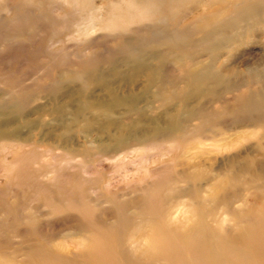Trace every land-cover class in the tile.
I'll return each mask as SVG.
<instances>
[{
  "label": "bare ground",
  "instance_id": "1",
  "mask_svg": "<svg viewBox=\"0 0 264 264\" xmlns=\"http://www.w3.org/2000/svg\"><path fill=\"white\" fill-rule=\"evenodd\" d=\"M206 1L124 0L120 12L111 13L105 23L106 27L121 30L130 24H140L132 30L136 34L120 37L122 56L137 71L144 65L143 57L154 52L153 57L158 59L156 69L149 71L147 76L156 85L161 107L173 100L175 105L184 108L191 93L206 97L197 107L188 109L191 111L186 121L175 114L152 136L155 140L151 144L170 140L179 154H173L169 161L154 169L148 181L129 183L134 195L120 199L102 193L111 202L108 213L111 218L104 222L99 217L103 213L99 207L102 196L91 197V192L82 187L81 179L68 180L70 187L67 189L52 187L54 184L48 181L30 179L23 182L19 179L21 166H15V170L18 168L16 176L13 171L15 196L4 205L5 212H2L15 213V209L25 203L21 200L25 189L31 188L32 196L40 191L48 213L62 209L73 211L70 223L75 224L62 239L69 241L72 236L78 239L72 238L76 251L64 254L65 249L60 253L57 251L59 244L36 236L34 227L38 216L33 212L15 213L12 220L9 219L12 223L8 228L13 230L17 224L27 226L26 234L20 236L27 240L29 237L30 241L26 240L25 248L14 249L15 245L7 237L11 232L7 228L5 233H9L6 236L3 233L5 239L3 244L0 242V264H264V163L256 156H242L232 151L217 159L225 162L218 164V170L211 173L212 159H208L206 165L205 161L197 159L200 154L192 152L189 155L200 139L220 135L222 123L230 118L232 125L242 121L260 130L256 143L246 149L264 157L261 153L264 149V64L244 72H233L235 81L228 73L221 72L223 63L213 64L220 51L225 50L227 60L234 54L230 48L238 45L257 43L264 50L263 40L257 38L251 42V37L264 33V0H213L209 6L214 5V10L197 12L194 17L197 5ZM179 19H182L180 26ZM197 34L200 36L194 38ZM202 54L206 56L204 61L197 59ZM168 64L174 67V76L165 72L164 66ZM93 72V68L81 67L71 76L81 78L84 73L82 83L85 84ZM18 97L10 96L7 100L9 109L3 113L6 123L22 111L24 103H18L25 102L28 95L23 100ZM111 102L133 110L132 101L123 103L113 98ZM85 104L82 103L80 111L87 107ZM191 120H196L197 124L189 128L187 122ZM19 128L0 130V137L15 134ZM115 137L116 145L111 147L114 154L130 148V141L138 146L134 153L151 145L146 142L148 138L140 135ZM226 144L233 147L232 150L239 146L238 141ZM19 153L22 157L27 154L18 152L15 156H20ZM7 168L5 165L6 171ZM22 171L23 175L29 174L27 169ZM19 186L23 189H17ZM0 203L4 201L0 199ZM62 245L65 247L64 243Z\"/></svg>",
  "mask_w": 264,
  "mask_h": 264
},
{
  "label": "rangeland",
  "instance_id": "2",
  "mask_svg": "<svg viewBox=\"0 0 264 264\" xmlns=\"http://www.w3.org/2000/svg\"><path fill=\"white\" fill-rule=\"evenodd\" d=\"M123 1L0 0V130L10 131L20 127L15 134L0 137V143L3 142L0 145V199L4 201V204L0 203V226L4 227H0L2 244L4 235L11 231L7 237L16 247L11 246L17 250L25 248L30 239L20 235L26 234L27 226L17 224L13 227L14 231L10 230L8 226L12 222L9 219L12 220L15 213L33 212L39 219L34 227L37 237H47L52 244H59L57 251L60 253L76 251L72 241L78 239L77 236L70 237L74 238L69 239L70 243L62 239L63 234L75 224L70 223L73 211L62 209L53 214L48 213L40 191H36L38 195L32 196L31 188L25 189L27 191L21 199L25 203L20 204L15 213L12 211L14 214L2 212L4 205L9 204L15 196L16 184L12 181L14 174L16 176L18 173L19 165L22 167L19 168L22 173L19 174V179L23 182L30 179L48 181L54 184L52 187L62 186L67 189L70 187L68 180L81 179L82 187L86 192H91V197H103L99 198L100 211H103L99 217L103 222L109 221L111 202L103 194L115 195L120 199L134 195L132 184L129 186V183L145 179L148 181L154 174V169L169 161L173 154H179V149L176 151L170 140L151 144L155 140L152 136L175 114L186 121L191 111L188 109L197 107L206 100L205 96L198 97L191 93L184 108L175 105L173 100L165 105L166 108L161 107L156 85L147 76L149 71L156 69L158 59L153 57L154 52L143 57L144 65L137 71L123 58L121 52L120 37L136 34L132 30L140 24H133L135 27L130 24L122 30L105 26L111 13L113 15L120 12ZM207 1L197 5L194 17L214 10V5L209 6L214 1ZM181 24L182 19H179L178 26ZM198 36L200 34L194 38ZM257 38L264 41V33L251 37V42ZM249 44L230 48L234 54L227 60L225 50L220 51L221 54L213 64L223 63L221 72L228 73L233 80L232 73L237 70L244 72L250 67H262L264 50L257 43ZM205 58L202 54L197 59L204 61ZM81 67L94 69L85 84L82 83L84 73L81 78L71 76V73L79 71ZM164 68L169 75L176 74L172 65H165ZM25 93L28 98H25V102L18 103H24L21 105L22 111L19 109L20 113L6 123L3 113L9 109L8 98L18 97L20 94L18 99L23 100ZM113 98L120 99L123 103L132 101L133 110L123 104L113 105ZM83 102L87 107L80 111ZM225 121L220 127V135L200 139V143L189 155L192 152L200 154L197 159L205 161L206 165L209 163L208 159H212L211 173L218 170V164L225 162L223 159L220 162L218 160L232 151L242 156H256L257 160L264 163L261 154L246 149L256 143L260 130L242 121L238 125H232L230 118ZM196 124V120L187 122L189 128ZM118 135L124 138L140 135L148 138L146 142L151 145L134 153L138 146L130 141V148L114 154L111 147H115V136ZM232 141L239 142L235 150L226 144ZM18 152H26L30 157L27 154L25 156L28 157H22L20 153V156H15ZM261 153L264 155V149ZM5 165L9 170L4 169ZM24 168L27 171L30 169L29 174L25 172L23 175ZM73 186L74 184L71 187ZM17 189L23 188L19 186ZM7 228L9 232L5 233Z\"/></svg>",
  "mask_w": 264,
  "mask_h": 264
}]
</instances>
